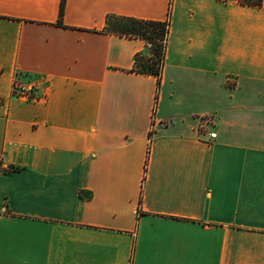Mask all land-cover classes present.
I'll return each instance as SVG.
<instances>
[{
    "label": "crops",
    "instance_id": "0c3cea01",
    "mask_svg": "<svg viewBox=\"0 0 264 264\" xmlns=\"http://www.w3.org/2000/svg\"><path fill=\"white\" fill-rule=\"evenodd\" d=\"M61 1L0 0V264H264V2Z\"/></svg>",
    "mask_w": 264,
    "mask_h": 264
},
{
    "label": "trees",
    "instance_id": "16d2710c",
    "mask_svg": "<svg viewBox=\"0 0 264 264\" xmlns=\"http://www.w3.org/2000/svg\"><path fill=\"white\" fill-rule=\"evenodd\" d=\"M64 2L65 0L61 1L60 18L63 14ZM237 2L244 6L260 7L264 0H237ZM169 25L170 15L164 20H159L109 14L104 30L121 36L139 37L146 40L147 50L135 55L132 70L156 76L159 86L166 56Z\"/></svg>",
    "mask_w": 264,
    "mask_h": 264
},
{
    "label": "built area",
    "instance_id": "2783aa9c",
    "mask_svg": "<svg viewBox=\"0 0 264 264\" xmlns=\"http://www.w3.org/2000/svg\"><path fill=\"white\" fill-rule=\"evenodd\" d=\"M169 12H170V9H169ZM38 91H39L38 86L36 84L34 83L26 84V83H23L19 79L18 76L15 78V81L13 83V93L15 95H18L24 98H35L38 95ZM153 130H154V125H152L150 129V136H152ZM209 135L210 137H216V132H210ZM5 169L6 167L3 163L2 156L0 155V172L4 171Z\"/></svg>",
    "mask_w": 264,
    "mask_h": 264
}]
</instances>
